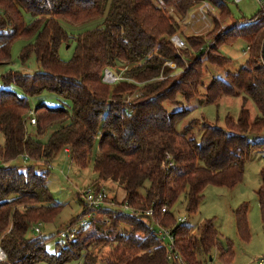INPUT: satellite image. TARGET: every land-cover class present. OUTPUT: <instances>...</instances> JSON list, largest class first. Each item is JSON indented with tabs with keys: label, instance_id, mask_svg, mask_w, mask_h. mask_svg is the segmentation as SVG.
<instances>
[{
	"label": "trees",
	"instance_id": "trees-1",
	"mask_svg": "<svg viewBox=\"0 0 264 264\" xmlns=\"http://www.w3.org/2000/svg\"><path fill=\"white\" fill-rule=\"evenodd\" d=\"M159 2L164 8L155 0H0V66L11 62L13 45L23 39L29 43L21 51L22 64L35 57L41 68L33 75L11 70L1 76L0 246L6 261L0 264H170L169 246L159 229L171 232L173 253L186 264H204L201 256L213 252L227 264L234 261L233 243L222 238L213 220L200 224L194 235L172 210L185 196L188 214L198 213L208 187L234 189L244 179L252 152L264 151V143L250 141V136L264 133V12L237 20L215 38L212 32L187 35V48L177 50L170 38L181 29L178 19L209 2L227 22L232 16L229 3ZM22 10L33 17L31 23H26ZM90 23L96 28L79 35L64 28ZM208 39L213 45L201 53ZM240 40L250 48L248 60L232 73V60L221 49ZM73 42L74 55L64 61L60 49ZM169 62L183 72L175 75ZM209 66L228 72L212 77L201 95ZM108 69L123 71V80L106 83ZM12 85L26 96L10 90ZM44 92L68 103L40 104L32 110L29 97ZM234 97L242 98L239 118L226 116L224 128L205 123L199 140L187 135L188 128L177 130L188 110L171 113L165 107L199 98L219 106ZM31 112L35 125L28 123ZM66 150L80 170L93 167L96 180L89 187H110L114 196L109 194V199L115 205L96 210L75 239L58 243L50 253L48 239L32 235L37 226L52 224L63 209L48 187L50 171H36L31 165L22 171L11 164L26 158L48 165ZM260 178L257 198L264 225V168ZM116 205L130 206L138 215ZM150 209L152 217L145 214ZM249 210L243 203L234 212L244 243L252 238ZM88 214L85 206L82 216Z\"/></svg>",
	"mask_w": 264,
	"mask_h": 264
},
{
	"label": "rangeland",
	"instance_id": "rangeland-1",
	"mask_svg": "<svg viewBox=\"0 0 264 264\" xmlns=\"http://www.w3.org/2000/svg\"><path fill=\"white\" fill-rule=\"evenodd\" d=\"M226 1L230 6V10L232 13L231 18H229L227 22H223L218 10H216V18L213 17L211 20L212 26L209 30L205 29V32L201 31V33L203 32L202 36L212 32V36L213 38H215L227 31L228 28L237 20L251 19L260 11H262V9H264V4H260L259 0H243L238 5L234 0ZM261 1L264 2V0ZM155 2L160 3L159 0H155ZM159 5L163 7L161 3ZM166 9L171 15H174L176 13L174 12L172 6H168L166 7ZM193 13L194 10L190 12V15H192ZM23 16L26 23L32 22L33 17L30 14L23 11ZM216 21L219 24V27L217 29L215 28ZM178 22L181 25V29L177 34L182 39H185L187 35H191V32L186 29L185 26L187 20L178 19ZM96 25L94 23H90L84 26L74 27L64 24V28L71 35H79L86 31L95 29ZM207 41V46L201 49V53L205 51L206 48L210 47L209 43H213L212 39H208ZM28 43V41H25L23 39L15 42L12 47L11 62L8 65L0 66V85H2L1 76L11 70L20 71L24 74L29 75H33L41 71V68L38 65L35 57H31V59L26 64H22L20 60L21 51L26 45H28ZM75 46L76 43L74 42L71 45H62L60 49V57L64 61L71 60L75 52ZM221 53L224 57L232 60V65L228 69L232 73L238 72L248 60L247 45L241 40L237 41L234 45L224 46L221 49ZM183 61L185 66H189L188 60L183 59ZM170 67H172L174 70H177L175 63H173V66ZM228 70L209 66V71L211 74L205 80L204 87L200 90L201 95L205 93L206 87L210 83L212 77H223L228 72ZM112 72L114 75H117L119 77L120 81L123 80V71L121 72V74H118L115 71ZM182 72L183 70H177L175 75H179ZM9 89L15 91L20 97L26 96L20 88L14 85L10 86ZM136 94L137 93H135V95ZM29 102L32 110H34L40 104H45L49 107H59L66 106L65 103H68V101H66L65 99L50 92H44L41 95L29 97ZM241 105L242 98L240 99L238 97H234L224 99L219 106L202 103L201 99L199 98L191 102L183 101L178 105L167 103L165 107L171 113L183 112L184 110H188L189 112L181 116V120L177 125V130L183 133L188 128L187 135L199 140L203 132V125L205 123L224 128L226 116L230 115L234 119L239 118ZM251 108L253 109L252 104ZM32 117L33 113L31 112L29 115L28 123H30V118ZM190 123L192 124L190 125ZM28 128L29 130H31V125H29ZM250 141L252 143H264V133L261 135L250 136ZM31 163L34 162L25 158H18L13 161L11 165L20 167L22 171L30 165L34 166L36 171H50V176L47 182L48 187L56 203L63 206V209L59 217L52 224H42L41 226H39V229L41 231L40 235L48 239L47 250L50 253H55L56 245L58 243H66V240L60 238V232H62L70 225L69 223L73 218L80 217L79 221L76 223V227H79V223L81 220H89L87 215L82 216L83 208L85 207L84 196H81L83 202L82 204V202L79 200V195H82V193L92 184V182L96 180V174L94 173L92 166L85 170H80L79 168H77L66 152H62L55 161L48 165H37L35 163V165H33ZM263 168L264 151H253L250 160L245 165L244 179L242 183L237 185L234 189L230 190L226 188H217L211 186L208 187L204 192V200L200 205L198 213L196 214H188L186 210L185 196L181 197L179 202L172 210L177 220H186L183 224L191 226L194 235H198L197 230L200 224H202L206 220H213L214 225L222 235V238L233 243L235 258L231 264H258V260L261 257V259H264V225L257 198V191L261 183L260 171ZM106 190L111 196H114V191L110 189V187H107ZM243 203H247L250 208L249 222L252 238L249 243H244L240 240L236 229L234 212L237 207ZM155 228L157 229V227ZM160 230L161 229H159V231ZM32 235L38 236L39 234L32 233ZM165 243L169 246V240H166ZM212 257L213 262L210 260L211 256H201V259L204 261V264H227L217 257L216 252H213ZM67 264L82 263L73 261Z\"/></svg>",
	"mask_w": 264,
	"mask_h": 264
},
{
	"label": "built area",
	"instance_id": "built-area-1",
	"mask_svg": "<svg viewBox=\"0 0 264 264\" xmlns=\"http://www.w3.org/2000/svg\"><path fill=\"white\" fill-rule=\"evenodd\" d=\"M236 4H240L243 0H234ZM260 4H264L263 1L259 0ZM197 7V9H196ZM193 10L194 13L190 15V12L188 15L184 18L187 20L186 23V29H188L191 32V35H201V31L205 32V29H210L212 26V18H216V7L213 6L209 2H202L199 5H197ZM196 9V10H195ZM192 10V11H193ZM264 12V9H263ZM207 31V30H206ZM170 41L174 45V47L177 50H183L187 48V43L185 39H182L178 34L172 36L170 38ZM213 43H209V46H212ZM250 48L247 47V52L249 53ZM168 66H173V63H167ZM104 81L108 84L115 85L120 80L117 75H114L111 70H106L104 75ZM32 125L36 124V121L34 119L30 120ZM170 166H174L172 163ZM82 196H84V204L89 210V214L87 215L89 219H93L96 210L100 208H104L105 205H115L110 199H109V193L106 189H103L101 191H98L96 187H88L83 193ZM116 207H118L116 205ZM122 212H126L128 214L132 215H138V212H136L133 208L130 206L124 205L122 207H118ZM163 212H166V209H163ZM146 216L152 217L154 215V210L150 209L146 213ZM186 220L181 219L179 222L184 223ZM88 225V220L84 219L81 220L79 223V227H76V224L69 225L66 229H64L62 232H60V238L64 240H73L76 238L78 232L81 228L86 227ZM35 233L41 234V231L39 229V226L35 228ZM159 237L163 240H169V261L170 264H173L174 261L177 262V264H186L185 261L181 256L178 254H174L173 251L175 250L174 246V238L171 235V232L167 229H161L158 233ZM6 261V254L2 250L0 246V262ZM259 264H264V259H261Z\"/></svg>",
	"mask_w": 264,
	"mask_h": 264
},
{
	"label": "crops",
	"instance_id": "crops-1",
	"mask_svg": "<svg viewBox=\"0 0 264 264\" xmlns=\"http://www.w3.org/2000/svg\"><path fill=\"white\" fill-rule=\"evenodd\" d=\"M66 153L69 155V152L66 150ZM26 159V158H25ZM217 257H218V254H217ZM211 258H212V262H213V257H212V255H211ZM262 258V257H261ZM261 258L258 260V264H259V262H260V260H261Z\"/></svg>",
	"mask_w": 264,
	"mask_h": 264
},
{
	"label": "water",
	"instance_id": "water-1",
	"mask_svg": "<svg viewBox=\"0 0 264 264\" xmlns=\"http://www.w3.org/2000/svg\"><path fill=\"white\" fill-rule=\"evenodd\" d=\"M210 260H212V258Z\"/></svg>",
	"mask_w": 264,
	"mask_h": 264
}]
</instances>
